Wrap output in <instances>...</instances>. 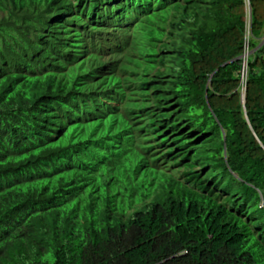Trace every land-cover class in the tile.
Listing matches in <instances>:
<instances>
[{"label": "trees", "instance_id": "obj_1", "mask_svg": "<svg viewBox=\"0 0 264 264\" xmlns=\"http://www.w3.org/2000/svg\"><path fill=\"white\" fill-rule=\"evenodd\" d=\"M68 1L0 0V264H264V44L248 59L244 109L240 63H230L242 53L244 1L173 0L196 20L193 12L181 18L166 38L157 21L144 23L133 42L166 71L165 82L152 83L168 109L162 124L209 137L164 144L166 154L156 159L191 161L207 174L191 173L190 186L169 185L159 171L136 165L129 182L104 197H93L85 179L80 142L87 138L75 129L60 140L36 130L47 126L42 113L60 122L59 113L91 108L76 105L85 98L70 104L75 86L32 61L42 48L54 49L47 38ZM133 1L144 12L157 3ZM257 1L249 0L252 39ZM59 12L65 15L54 23ZM175 40L177 47L167 44ZM133 205L143 208L129 215Z\"/></svg>", "mask_w": 264, "mask_h": 264}, {"label": "clouds", "instance_id": "obj_2", "mask_svg": "<svg viewBox=\"0 0 264 264\" xmlns=\"http://www.w3.org/2000/svg\"><path fill=\"white\" fill-rule=\"evenodd\" d=\"M112 1L88 0L87 5H84L82 0H69L68 2H71L69 6L72 7L68 8L66 17L61 19L62 27L59 26L56 32H49L47 38L54 49L42 48L32 59L36 69L49 71L51 76L60 78L62 84L75 86L76 90L69 95L70 104L75 105L80 98L86 100L76 105L91 104L88 111L71 110L59 113L60 122L42 113L44 118L41 123L46 122L47 126L37 127V133L41 130L50 132L51 136L54 135L55 139L60 140L61 134L65 132L69 134L70 129H75L73 132L75 137L87 138L85 142L80 143L83 159L87 163L84 167L89 171L85 179L90 180L93 197L97 195L104 197L116 192L124 181L129 182L128 176L136 165L143 170L151 168L159 171L164 175L163 181L169 182V185L181 182L182 186H190L187 184L192 182L190 174L201 172L203 177L207 174V170L203 171L204 167L191 161L181 165L183 160L171 159L169 162L171 167L167 168L168 160L159 161L156 158L166 154L168 147L164 144L172 146L179 141L198 145L209 140L208 134L196 132L193 128L191 132L181 128L179 133H175L162 124L161 114L168 113V109L164 107V95L155 90L152 83L165 82L168 78L166 71L158 72V59L153 63L142 58L140 52L134 49L133 42L144 23L153 24L156 21L159 23L166 19L167 23L161 27L166 38L173 32L174 24L176 25L181 18L191 15L193 11L189 13L188 9L181 7L183 4L176 7L175 3L178 1L173 0H157L156 4L148 2L150 12H144L133 0ZM243 1L245 35L242 53L230 63H240L237 94L244 109L248 59L263 46L264 39L257 49L251 51L252 12L249 0ZM156 10L160 12L154 19L152 11ZM64 13H57L53 22L55 23L59 16L60 18L64 16ZM193 18L195 20L197 18L194 12ZM180 42L175 40L167 44L177 47ZM187 43L185 41L182 45ZM48 53L57 54L55 62L48 59L46 56ZM49 63H52V66ZM227 64L229 63L222 67ZM100 71L105 74L98 77ZM171 80L173 79L170 78L169 81ZM117 99V104L115 105V102L111 105L112 101ZM88 130L91 132L86 133ZM162 152L164 153L161 154ZM223 159L225 165H228L225 150ZM234 177L236 178L235 175ZM216 197L220 195L217 194L213 198ZM227 197L229 196L222 198ZM151 202L152 197L148 200L147 206ZM141 208L142 205H133L129 215ZM232 212L236 214L237 210L232 209Z\"/></svg>", "mask_w": 264, "mask_h": 264}, {"label": "rangeland", "instance_id": "obj_3", "mask_svg": "<svg viewBox=\"0 0 264 264\" xmlns=\"http://www.w3.org/2000/svg\"><path fill=\"white\" fill-rule=\"evenodd\" d=\"M255 4V29H254V38L251 40V51L257 49L261 40L264 39V1L260 0L254 3ZM259 55V50L255 53ZM171 167V163L167 164V168ZM176 173V172H175ZM169 175V174H168Z\"/></svg>", "mask_w": 264, "mask_h": 264}, {"label": "bare ground", "instance_id": "obj_4", "mask_svg": "<svg viewBox=\"0 0 264 264\" xmlns=\"http://www.w3.org/2000/svg\"><path fill=\"white\" fill-rule=\"evenodd\" d=\"M145 9H146V6L142 9L143 11H145ZM149 10H150V8H148ZM141 10V11H142ZM97 23V22H96ZM167 23V20L165 19H163V20H161L157 25H156V27H158V28H161L162 26H164L165 24ZM103 71V70H102ZM105 74V72H100L99 74H98V77H100L101 75H104ZM116 102V103H115ZM117 102H118V99H117V101L116 100H113L112 101V104L111 105H114V103H115V105L117 104ZM110 107V106H109ZM115 107V106H114Z\"/></svg>", "mask_w": 264, "mask_h": 264}]
</instances>
